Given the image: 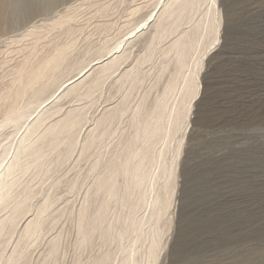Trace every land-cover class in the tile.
<instances>
[{"label":"rangeland","instance_id":"obj_1","mask_svg":"<svg viewBox=\"0 0 264 264\" xmlns=\"http://www.w3.org/2000/svg\"><path fill=\"white\" fill-rule=\"evenodd\" d=\"M0 186V264H264V0H0Z\"/></svg>","mask_w":264,"mask_h":264},{"label":"bare ground","instance_id":"obj_2","mask_svg":"<svg viewBox=\"0 0 264 264\" xmlns=\"http://www.w3.org/2000/svg\"><path fill=\"white\" fill-rule=\"evenodd\" d=\"M151 133H154L155 132V130H151L150 131ZM30 141H31V139H30ZM142 167H143V164L142 163H140V165H139V167H138V170H137V172L134 174L135 175V182L136 183H141L142 182V180H143V177H145L144 175V173H142V174H140V170L142 169ZM13 169H11V171H12ZM142 171V170H141ZM10 174H12V173H10ZM144 174V175H143ZM104 186H106L108 189H109V191L111 192V194H113V195H115L116 194V189H115V187H114V185H113V183H112V179L111 178H108L105 182H104ZM1 187V186H0ZM8 193L9 192H5V191H1L0 192V204L2 203V202H4V201H6V197H7V195H8ZM7 200H9V199H7ZM8 202V201H7ZM18 203V202H17ZM2 205V204H1ZM8 206H11V204H7ZM14 206V209L15 210H19V208H20V206H19V204H14L13 205ZM16 212V211H15ZM20 212V211H19ZM33 225V224H32ZM5 226V225H4ZM89 233V232H88Z\"/></svg>","mask_w":264,"mask_h":264}]
</instances>
